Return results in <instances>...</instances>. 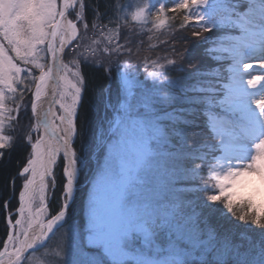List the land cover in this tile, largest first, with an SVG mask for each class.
<instances>
[{"label":"snow or ice","instance_id":"snow-or-ice-1","mask_svg":"<svg viewBox=\"0 0 264 264\" xmlns=\"http://www.w3.org/2000/svg\"><path fill=\"white\" fill-rule=\"evenodd\" d=\"M86 5V0H33L27 18L0 26V160L14 141L4 134L5 128L18 121L28 93L34 119L24 133L30 145L25 163L9 181L16 204L10 206L8 198L0 203L6 227L0 238V264H34L35 254L58 232L60 264H201V257L219 235L210 215L215 205H222L233 219L264 230V95L251 94L264 86V74L250 71L264 70V56L246 55L249 49L264 50V0H178L171 8L161 4L154 14L155 28L167 23L166 12L180 13L182 29L192 27L196 29L193 37L213 44L200 55L232 63L228 82L196 79L182 83L169 73L183 72V55L179 61L164 57L163 63L149 57L144 63L154 69L146 72L151 86L135 78L131 63L121 64L132 53L119 42V18L112 16L104 23V12L96 4L90 25ZM18 10L19 4H14L9 18ZM145 11L140 8L132 20L143 21ZM109 24L115 31L103 48L85 42L90 27L94 34L112 32ZM218 31L222 35L215 39L204 35ZM69 53L75 55L68 57ZM85 63L102 69L106 77L118 75L121 68L125 72L112 114L105 115L93 136L102 169L88 198L86 223L73 224L69 211L76 202L80 176L76 138L87 83ZM113 65L117 66L115 74ZM163 84L177 91L188 89L194 104L199 101L218 110L206 113L210 140L184 142L199 153H220L208 170L215 189L211 194L197 197L195 191L202 188L187 181L160 191L159 174L167 171L170 159L194 158L181 144L186 132L183 110L161 108L156 89ZM49 96L47 111L41 114L38 105ZM234 117L259 135L252 137L254 155L244 163L237 156L246 145L237 144L235 135L217 128V121L232 124ZM58 166L64 183L53 209L47 191L50 188L55 197ZM254 257V251L242 243L226 242L224 264H253ZM258 264H264V244Z\"/></svg>","mask_w":264,"mask_h":264},{"label":"trees","instance_id":"trees-1","mask_svg":"<svg viewBox=\"0 0 264 264\" xmlns=\"http://www.w3.org/2000/svg\"><path fill=\"white\" fill-rule=\"evenodd\" d=\"M86 8H87V19L89 24L92 23V16L94 15L93 8L96 4L101 11L104 12V23L107 24V19L115 16L119 18V42L121 44L127 45L128 49L131 50V57L124 56L121 59V64L125 62L131 63L133 68H144L143 71L140 72L139 79L142 80L145 77V67L146 64L144 61L148 58V40L149 33L142 31L139 27H136L133 20V9L130 3L128 4V0H86ZM169 8V5L168 7ZM170 19H172L173 15H176L177 18L178 13L173 14L169 12ZM126 18V19H125ZM176 19V18H174ZM109 29H113L112 32H104L101 34H108V36L114 34V28L112 24L108 25ZM91 28V27H90ZM191 28V27H190ZM180 30V29H179ZM182 30V29H181ZM81 31L83 29L81 28ZM177 37V39H176ZM175 41L184 43H198V40L195 38L191 39V34L186 31H179L176 34ZM169 45V44H168ZM104 47V42L100 46ZM127 50V49H126ZM115 60V57H112ZM178 60V59H177ZM210 60V59H209ZM179 61V60H178ZM190 62V61H189ZM188 62V63H189ZM203 62V61H196ZM210 62V61H209ZM207 67L205 65H200V69L197 70L196 67L190 68L186 71L175 73L174 77L181 79V82L191 83L192 80L203 79L207 80V78H212L211 76L205 75V73H211L212 70L216 69L215 66L210 65L207 62ZM212 63V62H210ZM185 64V61H184ZM23 66V65H22ZM116 65H113L112 71L116 73ZM212 69V70H211ZM217 70V69H216ZM83 72L86 76L87 83L83 93L82 103L79 109L78 114V124L80 127V134L77 136L76 149L79 153L80 159V178L78 182V189L76 192V202L72 206L69 211V216L71 218V222L73 224L84 223L85 220V193L86 188L85 185L87 180L93 175L94 171L98 168L101 163V160L98 159L99 149L93 148V136L97 131V128L100 124L103 123V119L105 115H111L112 109L115 107L118 99V84L123 78L124 69H120V73L118 75H114L111 77H106L105 73L102 69L97 68L91 64L85 63L83 65ZM218 73V72H216ZM147 83V81L145 82ZM148 84V83H147ZM149 85V84H148ZM122 94V90H121ZM161 107L163 111L169 110H183L186 113V117L184 118L186 123L184 125L186 132L183 135L186 137V141L190 142L191 139L189 137L198 135V131L203 130L208 134V127L205 124L199 125L196 127L194 122L197 123V117L200 113L207 109V105L202 102L193 103L192 93L188 89H181L177 91L172 85H164V90L161 91ZM30 97V93H28V98ZM29 106V105H28ZM28 106L23 111L25 113V118L28 120ZM17 125V124H16ZM20 128L18 127L17 133L15 135L16 143L12 144L10 149L5 150V155L3 160H0V203L5 198L11 199V205L15 206L16 200L13 195H11V187L9 181L15 175V173L19 170L20 167L25 163V157L29 151L30 145L25 141V138L21 134ZM201 140V139H200ZM15 141V140H14ZM214 144V143H213ZM190 149V148H188ZM217 153V152H215ZM212 150H205L203 153H200L194 158L190 159H181L180 167H184L186 169L205 166L206 163H210L213 157ZM203 154V159L199 157ZM86 161V163H85ZM207 171V170H203ZM189 182L193 185L200 186L202 188L201 191H195V189H189L188 191H195V195L197 197H201L202 195H208V188L204 189L198 181ZM63 183V178L60 177L58 183ZM83 186V187H82ZM20 187V178L17 177L15 180V188L18 190ZM59 187V186H58ZM61 189V188H60ZM62 190V189H61ZM56 194L59 195V191H55ZM199 202V201H197ZM212 216V222L217 225V231L219 233V238H226L231 240L233 243L240 242L249 249H252L255 253V257L260 256L261 245L264 244V230L259 228H251L250 223H242L236 219H233L230 214L226 212V210L222 207V205H215L214 211L210 213ZM247 230V231H246ZM6 231V227L3 222V210L0 209V238L4 236ZM244 232L245 236L250 238V242L244 238L243 241H239V232ZM235 235H234V234ZM251 233V234H250ZM233 237V238H232ZM0 246H2V239H0ZM219 247H223L220 244ZM202 264V263H201Z\"/></svg>","mask_w":264,"mask_h":264},{"label":"rangeland","instance_id":"rangeland-1","mask_svg":"<svg viewBox=\"0 0 264 264\" xmlns=\"http://www.w3.org/2000/svg\"><path fill=\"white\" fill-rule=\"evenodd\" d=\"M176 2H178V0H128V4L130 3V5L132 6L133 14L135 12H137L140 8L146 9L145 19L143 21H133V22H134L136 27H139L142 31L149 33L148 52H147L149 54L148 58L150 57L151 60H157L158 62L163 63L164 57L176 58L179 60V57L181 55H183L185 57V64L183 66V71L188 70L189 67L193 68V67H195V65H196V69L199 70L200 65L206 66L207 64L204 62H207L210 65L215 66L214 68H216L218 70V73H215V75H213L212 78H207V80L208 79H220V80H224L225 82H228L229 65L232 63V61H230L229 59H224L221 61H215L212 59L209 60V58H207L206 56L200 55L201 51L204 48L212 47L213 44L207 42L206 40L198 39V38H196L198 40V43L197 44L194 43V45H191L192 43H190V42L184 43L183 41H181L179 43V42L175 41L176 34L179 31L188 30V32L192 36V32L194 30H196L192 27L191 28L185 27L183 29L181 28L180 21L182 20V14L178 13V16H179L178 18L176 15H173L172 19H170L171 14L169 12H166L167 23L162 28H159V29H157L153 26L154 14L157 11V9L159 8V6L161 4H163L166 8L168 7V5H169V8H171ZM17 3L19 4V10L15 13L14 16L9 18V14L12 11L13 5L17 4ZM32 3H33V0H0V26L5 25L6 23L14 24L17 20L27 18V16L31 13ZM174 18H176V19H174ZM204 35H207V36L213 35V39H215L216 37L221 36L222 33L218 31V32L209 33V34L205 33ZM107 37H108V34H101V33L94 34L92 32L91 28H89L88 35L85 38V42L88 44H91L93 47H96L97 43H99V45L101 46L103 44V42L105 45ZM176 39H177V37H176ZM191 39L194 40L195 37L192 36ZM165 41H167V44L164 43ZM173 47L175 48V53H173V51H172ZM254 51H256V50L249 49L248 52L246 53V55H248L249 58H256L254 55L256 52H254ZM217 54L218 55H226L224 53H217ZM74 55H75V53H69L68 57H72ZM68 57H66V59ZM198 60L203 61V62H196ZM209 61L212 63H210ZM258 69L259 68H254L250 71L253 75L264 74V72H261V73L258 72ZM143 70H144V68H142V67L141 68H133L135 78L138 81H140L142 84L147 81L149 86H151V78L146 76V72H152L154 69H153V67H150L149 65L146 64L145 77L143 78V82H142V80L139 79V77H140V72ZM124 72H125V70H124ZM124 72H123V75H124ZM175 73H180V72L169 73V77L175 78L174 77ZM251 73L246 74V75H250ZM245 79H247V76H245ZM164 85H170V84L160 85L156 89L157 94L159 96H161L160 95L161 91L164 90ZM251 94L254 97H259L261 95H264V86H262L256 90H252ZM23 105H25L26 108L29 105L28 106V120H26L25 113L23 112L26 108L22 107L20 112L18 113V116H19L18 121L15 124L7 125L5 128L4 134L5 135H11L13 137V139L15 140V141H13V144L16 143L15 135L17 133L18 127L20 128V131L22 132L21 134L24 137V133L27 131V126L31 123H34L33 116H32L31 110H30L31 94H30L29 98H28V94L25 95V98L23 100ZM9 106L10 107L12 106L10 102H9ZM206 108L207 109H204L200 113V115H198L197 123L195 121L194 125H196V127H198L199 125L205 124V126L208 127V131L210 133L211 132V124H210V121L208 120V115H206V113H208L210 111H218V110L217 109H209L208 107H206ZM169 112H171V110H169ZM181 115L184 118L186 117V113H184V111H181ZM217 128L218 129L223 128L226 132L231 133L232 135H235V137H236L235 142L237 144H245L246 145L245 149L242 150L238 154L237 159L239 161H241L242 163L249 161L250 158L254 155L253 145L256 142V140L252 139V137L255 136L258 139L259 138L258 131L248 130L247 126L244 125V122L239 120L236 117L233 118L232 124H226L223 121H217ZM197 133H198V135H194V136L189 137V139H191L190 142L200 143L204 139H208V140L211 139L209 136V133L207 134L206 131L204 132L203 130H200ZM185 141H186V137L183 136L182 140H181V144H184ZM76 142H77V138H76ZM211 142L214 144L216 143L215 141H211ZM188 148H190V149H188ZM183 150L188 151V152H192L194 154V156H197L200 154L198 152V150L195 148V146L189 147L187 144H184ZM214 153L215 152L213 151V154ZM219 155H220V153L217 151V153H215V155H213L210 163H206L205 166H203V167H199V168L194 167V168H189V169H186L184 167H180L181 159H177V160L170 159L166 165L167 171L159 174L160 191L164 192L168 189H171L175 183H185L186 181L194 183L195 182L194 180L196 179V182L198 181V183L202 187H205L204 189L208 188L207 192H208V194H211L213 191H215V189H214V185H213L214 182L209 180V171L208 170L212 165H214L216 163V160L214 157L219 156ZM85 163H86V161H85ZM234 163H235V161H234ZM101 169H102V162L100 163L98 168L94 171L93 175L87 180L86 184L85 185L83 184V186H85V188H86V193H85V198H84V200H85V220H84V223H86L88 198H89L90 192L93 189V186L96 183L97 177L99 176V174L101 172ZM203 170H207V171H203ZM60 177L63 178V176L61 175V169L58 166L56 168L55 191H59V195L55 193V197H53V193H52L51 189L49 188V190L47 191V195L49 197H52V200L50 201V207L53 209H55L57 207L59 199L61 198L60 194L62 191L61 189H62V185L64 183V180H63V183H61V182L58 183V180H60ZM79 178H80V176L78 177V182H79ZM205 181L208 182L206 185H204ZM48 184L51 185L52 181L49 180ZM77 189H78V183H77L76 192H77ZM65 227H67V225H65ZM251 228L254 229L256 227H254L252 225ZM205 230L207 231V229H205ZM61 231H63V230H61ZM239 234H240L239 235V241H243L244 238H246L247 241L250 240L249 237L245 236L244 232L240 231ZM59 236H60V233L58 232L56 234V236L52 238L51 241L47 242L46 248H43L40 251H39V249L37 250L39 252H37L35 254V262H42V264H60V259L56 255L57 251L59 250L57 248V245L59 243ZM227 241H228V239H226V238L217 237V239L213 242V246L210 248V250L206 249V256L201 257V263L202 264H224V262H225V245H226ZM249 243H251V242L249 241ZM219 244L223 247H219L218 246ZM74 247H75V240L73 238V248ZM259 257H256L253 259V264H258ZM35 262H34V264H35ZM77 264H78V262H77Z\"/></svg>","mask_w":264,"mask_h":264},{"label":"bare ground","instance_id":"bare-ground-1","mask_svg":"<svg viewBox=\"0 0 264 264\" xmlns=\"http://www.w3.org/2000/svg\"><path fill=\"white\" fill-rule=\"evenodd\" d=\"M256 52L254 55L256 58L258 57H261V56H264V50H260V51H254ZM258 72H264V70H261V69H258ZM51 101V97L49 96L48 98L46 99H43L40 104L38 105L39 107V110L41 112V114H43L45 111H47V108L49 106V103ZM34 120V119H33ZM49 181V180H48Z\"/></svg>","mask_w":264,"mask_h":264},{"label":"water","instance_id":"water-1","mask_svg":"<svg viewBox=\"0 0 264 264\" xmlns=\"http://www.w3.org/2000/svg\"><path fill=\"white\" fill-rule=\"evenodd\" d=\"M38 250V249H37Z\"/></svg>","mask_w":264,"mask_h":264}]
</instances>
